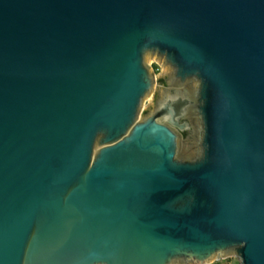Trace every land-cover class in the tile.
I'll list each match as a JSON object with an SVG mask.
<instances>
[{"label":"water","instance_id":"water-1","mask_svg":"<svg viewBox=\"0 0 264 264\" xmlns=\"http://www.w3.org/2000/svg\"><path fill=\"white\" fill-rule=\"evenodd\" d=\"M146 52L195 101L139 119ZM230 254L264 264V0H0V264Z\"/></svg>","mask_w":264,"mask_h":264},{"label":"rangeland","instance_id":"rangeland-1","mask_svg":"<svg viewBox=\"0 0 264 264\" xmlns=\"http://www.w3.org/2000/svg\"><path fill=\"white\" fill-rule=\"evenodd\" d=\"M143 63L148 69L153 86L142 98L138 118L148 115L156 106V102L160 101L165 95L171 92H181L188 96L191 101L196 99V91L198 89L197 79H188L187 82L181 84L174 78V68L167 64L165 57L156 53L146 52L143 57ZM189 122V130L179 134V151L177 159L186 160L194 159L200 155V138L202 124L195 104L191 105L184 116ZM97 145L95 146V150ZM203 264H240V259L236 254H230L218 258H214Z\"/></svg>","mask_w":264,"mask_h":264}]
</instances>
